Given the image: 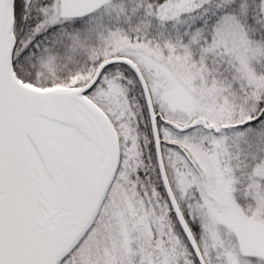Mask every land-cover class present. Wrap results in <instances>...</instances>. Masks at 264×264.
<instances>
[{
  "label": "snow or ice",
  "instance_id": "1",
  "mask_svg": "<svg viewBox=\"0 0 264 264\" xmlns=\"http://www.w3.org/2000/svg\"><path fill=\"white\" fill-rule=\"evenodd\" d=\"M0 264H264V0H0Z\"/></svg>",
  "mask_w": 264,
  "mask_h": 264
}]
</instances>
